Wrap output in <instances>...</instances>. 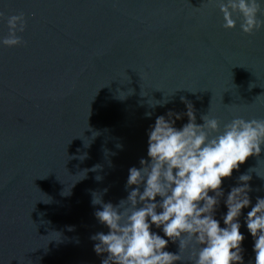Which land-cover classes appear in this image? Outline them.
Segmentation results:
<instances>
[{"label":"water","instance_id":"water-1","mask_svg":"<svg viewBox=\"0 0 264 264\" xmlns=\"http://www.w3.org/2000/svg\"><path fill=\"white\" fill-rule=\"evenodd\" d=\"M0 12V41L8 17L27 21L26 43H0V264H102L91 237L109 228L93 193L114 205L127 198L129 169L150 159V126L169 109L186 112L180 97L197 123L208 114L221 131L264 118V28L245 33L235 12L237 26L225 28L218 0H0ZM242 173L254 205L264 151L225 178L226 194ZM250 210L240 218L246 264L255 261ZM226 212L222 201L217 219ZM166 250L178 253L179 241Z\"/></svg>","mask_w":264,"mask_h":264},{"label":"clouds","instance_id":"clouds-1","mask_svg":"<svg viewBox=\"0 0 264 264\" xmlns=\"http://www.w3.org/2000/svg\"><path fill=\"white\" fill-rule=\"evenodd\" d=\"M218 2L225 28L237 26L234 12L242 18L240 27L245 33L264 28V20L260 19L264 0ZM4 17L0 12V18ZM7 23L9 35L0 43L8 47L26 43L18 35L27 26L24 13L8 17ZM169 97L152 101V107L166 106L171 102ZM180 99L186 112L169 109L150 126V159L141 158V167L129 169L127 198L114 205L93 193L92 203L102 205L95 216L109 228L107 233L91 237L96 241L95 251L107 254L102 264H175L181 260L192 264H246V235L241 231L240 218L243 210L251 207L244 220L254 240V264H264V197L258 196L252 204V176L248 173H242L239 183L227 194L223 187L234 170L239 171L250 156L264 151V118H235L221 131V121L208 114L201 117L202 124L197 123L193 103L183 96ZM146 115L151 117L152 113ZM185 115L188 122L177 127V120ZM222 201L227 212L217 219ZM153 226L163 235L153 231ZM170 241H179L178 253L166 250ZM189 249L191 254L185 258L182 253Z\"/></svg>","mask_w":264,"mask_h":264}]
</instances>
